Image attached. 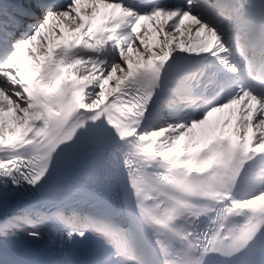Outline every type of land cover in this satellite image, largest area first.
<instances>
[{
    "label": "snow or ice",
    "instance_id": "obj_1",
    "mask_svg": "<svg viewBox=\"0 0 264 264\" xmlns=\"http://www.w3.org/2000/svg\"><path fill=\"white\" fill-rule=\"evenodd\" d=\"M261 201L264 0H0V264H264Z\"/></svg>",
    "mask_w": 264,
    "mask_h": 264
},
{
    "label": "bare ground",
    "instance_id": "obj_2",
    "mask_svg": "<svg viewBox=\"0 0 264 264\" xmlns=\"http://www.w3.org/2000/svg\"><path fill=\"white\" fill-rule=\"evenodd\" d=\"M262 202H264V201H262Z\"/></svg>",
    "mask_w": 264,
    "mask_h": 264
}]
</instances>
